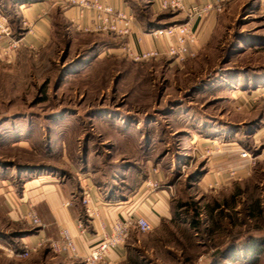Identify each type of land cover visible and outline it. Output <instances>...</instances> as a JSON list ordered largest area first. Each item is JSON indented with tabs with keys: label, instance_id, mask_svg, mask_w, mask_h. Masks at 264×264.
Masks as SVG:
<instances>
[{
	"label": "rangeland",
	"instance_id": "obj_1",
	"mask_svg": "<svg viewBox=\"0 0 264 264\" xmlns=\"http://www.w3.org/2000/svg\"><path fill=\"white\" fill-rule=\"evenodd\" d=\"M16 1L0 0L20 39L10 50L0 35V264L82 262L31 245L37 225L8 213L6 195L38 174L165 199L168 215L133 228L115 264H264L261 0L225 1L196 56L137 62L119 48L127 38L79 31L58 13L48 38L25 46ZM125 1L144 32L178 23L159 0Z\"/></svg>",
	"mask_w": 264,
	"mask_h": 264
},
{
	"label": "crops",
	"instance_id": "obj_2",
	"mask_svg": "<svg viewBox=\"0 0 264 264\" xmlns=\"http://www.w3.org/2000/svg\"><path fill=\"white\" fill-rule=\"evenodd\" d=\"M101 1L113 7L122 8L127 13H132L125 0ZM185 2L192 6H199L211 3L212 0H185ZM18 6L22 21L29 25L22 37L23 44L29 47H37L48 38L54 13L60 14L70 23L78 17V9L70 5L67 0H29L21 2ZM217 14L219 13L203 15L194 19L193 27L199 34V47L207 41L212 33L217 22ZM177 17L185 16L180 13ZM138 37H141L140 42L137 41ZM127 42L135 49L163 46V41L153 39L144 33L140 23L135 20L132 34L127 37ZM96 184L88 176L74 182L72 180L60 182L54 175L38 174L28 178L16 199L15 196L6 195L11 209L8 213L13 218H17L25 214L29 207H32L40 219V225L28 236L30 244L36 246L41 239L58 238L59 232L62 229H67L80 256L89 251L96 242L99 236V225L108 231L109 225L116 218L141 214L154 227L160 217L168 215L169 210L165 199L159 194L144 190L143 185L138 187L132 195L121 198L101 195ZM85 197L89 198V205L94 209L95 217L86 212V206L83 203ZM127 246V242L116 246L110 251L109 256L117 257L119 261L124 260ZM80 256L76 258L80 259Z\"/></svg>",
	"mask_w": 264,
	"mask_h": 264
},
{
	"label": "built area",
	"instance_id": "obj_3",
	"mask_svg": "<svg viewBox=\"0 0 264 264\" xmlns=\"http://www.w3.org/2000/svg\"><path fill=\"white\" fill-rule=\"evenodd\" d=\"M225 1L227 0H212L211 3L192 6L186 3L185 0H159L158 4L160 8L177 9L187 17V21L173 23L166 27L149 29L144 32L153 39L163 41L162 47L135 49L131 44L126 42L119 48L127 57L136 62L149 61L164 55L172 57L176 61H184L187 58L194 57L199 50V34L193 27L194 19L203 15L221 12ZM67 2L78 9V17L72 21V25L79 31L110 33L122 39L132 34L134 16L122 8L113 7L101 0H67ZM261 3L264 7V0H261ZM11 31L7 17L0 13V35H3L7 39V47L10 50L17 47L20 42V39L12 37ZM137 41L140 42L141 37H138ZM245 155L247 153H244L242 156ZM145 185L154 189L156 183L149 179ZM83 203L86 206V212L95 217V211L89 205L88 197L83 198ZM25 216L33 225H40V219L32 207L28 209ZM132 228L140 232H148L152 230L153 226L141 214H132L126 218H116L109 225L108 231L102 225H99V236L96 242L82 256H80L78 248L67 229H62L59 232L58 238L41 239L37 243V246L48 243L51 249L57 253L72 257L80 256L82 259L81 264H115L119 262V258H112L109 256V253L116 246L123 245L126 242Z\"/></svg>",
	"mask_w": 264,
	"mask_h": 264
},
{
	"label": "trees",
	"instance_id": "obj_4",
	"mask_svg": "<svg viewBox=\"0 0 264 264\" xmlns=\"http://www.w3.org/2000/svg\"><path fill=\"white\" fill-rule=\"evenodd\" d=\"M24 1L26 2V1H29V0H17L16 2L20 4L21 2H24ZM186 21H187V17H182V18L179 17V18L176 19L175 22L183 23V22H186ZM147 26H149V25L146 24V23L143 24V28H144V29H147V28H148L147 30H149V29H155V28H161V27H150V28H149V27H147ZM162 27H166V26H162ZM191 225H192V226H195V221L192 220V221H191Z\"/></svg>",
	"mask_w": 264,
	"mask_h": 264
}]
</instances>
